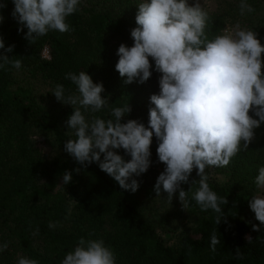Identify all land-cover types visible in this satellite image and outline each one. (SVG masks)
I'll return each instance as SVG.
<instances>
[{
  "label": "trees",
  "instance_id": "16d2710c",
  "mask_svg": "<svg viewBox=\"0 0 264 264\" xmlns=\"http://www.w3.org/2000/svg\"><path fill=\"white\" fill-rule=\"evenodd\" d=\"M140 2L80 0L79 11L66 18L75 31H50L34 44L18 32L19 25L11 16L12 0L0 10L4 17L0 35L5 47L15 45L7 55L22 60L19 70L11 65L0 69V244L8 242L7 250L0 253V264H17L19 257L36 259L38 264H61L81 237L102 238L114 250L116 264H264V228L260 232L252 230V225L260 222L249 208L252 196L264 195V188L255 185L258 169L264 166V124L255 129L248 149L241 150L229 165L205 170L212 190L228 200L227 205H221L226 217L216 225L218 214L201 211L192 199L198 187L193 185L188 207L182 208L191 217L192 227L173 245L159 234L157 223L147 212L151 202L161 196H156L154 185L138 178V190L126 191L97 163L84 168L64 151V143L75 139L65 123L73 109L58 102L52 91L60 83L65 95L78 94L76 86L65 79L69 72L86 71L94 83H103L102 97H107L111 106L128 103L132 111L121 123L136 119L147 127L150 96L159 93L161 75L154 71V61L149 57L152 76L144 84H125L115 69L119 45H133L130 32L137 26ZM228 9L231 20L241 17L238 6ZM208 13L209 39L226 35V15ZM260 42L264 46V38ZM261 71L264 73V53ZM84 115L89 121L93 116L114 119L110 107ZM37 137L49 147V154L38 148ZM157 147L153 136L148 171L155 174L154 179L165 168L158 161ZM116 151L125 160L131 159L123 149ZM76 168L81 171H73L72 182L64 185L63 173ZM217 174L224 177L222 182L215 179ZM198 179L194 169L189 180ZM190 186L181 185L185 191ZM69 206L71 216L67 215ZM49 221H58L59 226L49 229ZM37 228L38 234L33 236ZM213 231L221 241L215 253L210 248Z\"/></svg>",
  "mask_w": 264,
  "mask_h": 264
},
{
  "label": "clouds",
  "instance_id": "9594fccd",
  "mask_svg": "<svg viewBox=\"0 0 264 264\" xmlns=\"http://www.w3.org/2000/svg\"><path fill=\"white\" fill-rule=\"evenodd\" d=\"M12 3L11 16L19 25L18 32L24 33L30 44L50 31L61 34L75 31L66 18L79 11L80 0H12ZM6 7L7 0H4L0 10ZM239 10L241 16L255 11L247 0H240ZM3 20L0 11V23ZM208 21L209 13L200 0L192 3L141 0L138 4L137 26L130 32L133 45H119L115 69L125 84H144L152 76L149 57L154 61V71L161 75L159 93L150 96L147 127L136 119L121 123L132 111L131 106L128 103L111 106L109 99L102 97L103 83H94L86 71L65 74L78 94L65 95V87L60 83L52 94L58 102L73 109L65 123L75 139L64 143V151L77 164L87 168L95 162L120 188L135 193L140 183L134 177L146 173L152 164L150 146L155 136L158 161L165 165L154 185L156 196L167 193L171 203L178 191V200L185 210L188 194L198 184L192 199L201 211L212 210L218 214L217 225L226 217L221 205H227L228 200L212 190L205 170L229 165L241 150L248 149L255 138V129L264 124V73L261 71L264 46L256 31L241 29L239 24L234 35L209 39ZM14 47H5L0 35V50H3L0 69L8 65L16 70L22 67L20 58L7 55ZM109 107L114 119L93 116L89 121L84 115V112L97 113ZM119 149L131 159L125 160L117 154ZM194 169L199 179L190 181ZM73 171L79 173L81 168L66 170L62 175L64 185L72 182ZM182 184L191 186L185 191ZM255 185L264 188V166L258 169ZM249 208L260 222L253 224L252 230L260 232L264 228V195L252 196ZM71 211L69 206L68 216ZM47 226L54 229L59 222L49 221ZM38 231L37 228L33 236ZM246 239L251 242L252 238ZM220 243L213 231L210 237L213 253ZM7 248L8 242L0 244V253ZM17 264H38V261L19 257ZM61 264H116V255L102 238L81 237Z\"/></svg>",
  "mask_w": 264,
  "mask_h": 264
},
{
  "label": "rangeland",
  "instance_id": "374dc122",
  "mask_svg": "<svg viewBox=\"0 0 264 264\" xmlns=\"http://www.w3.org/2000/svg\"><path fill=\"white\" fill-rule=\"evenodd\" d=\"M193 0H189L192 3ZM202 6L206 11L211 13H220L226 15V26L224 32L226 35H234L238 30L236 25L239 24L241 29H252L258 33V39L261 41L264 38V0H253L248 2L255 11L252 13H245L241 17H235L232 20L229 18L228 7L238 6L240 0H200ZM240 13V10H239ZM38 148L44 153L49 154L50 149L44 143L41 138H36ZM156 170L160 168L156 165ZM153 171V170H152ZM155 174L150 171L141 174L135 179L141 178L142 182L149 185H155L156 179L153 178ZM157 177L159 174H156ZM218 182H222L224 177L220 174L214 176ZM178 193H175L172 202L170 203L166 196L167 193H162L159 198L151 202L149 207L148 215L151 220L157 223V230L159 234L165 239L168 244H175L178 241L180 235L188 232L192 227V219L186 214V211L182 209V205L178 200ZM261 195V194H258ZM160 219H166L162 221Z\"/></svg>",
  "mask_w": 264,
  "mask_h": 264
},
{
  "label": "built area",
  "instance_id": "2783aa9c",
  "mask_svg": "<svg viewBox=\"0 0 264 264\" xmlns=\"http://www.w3.org/2000/svg\"><path fill=\"white\" fill-rule=\"evenodd\" d=\"M43 53L45 56H47V50L46 49L43 51Z\"/></svg>",
  "mask_w": 264,
  "mask_h": 264
}]
</instances>
